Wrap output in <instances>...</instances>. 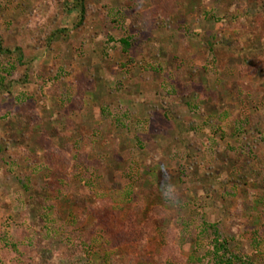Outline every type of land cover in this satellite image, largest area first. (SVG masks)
Masks as SVG:
<instances>
[{
  "label": "rangeland",
  "instance_id": "1",
  "mask_svg": "<svg viewBox=\"0 0 264 264\" xmlns=\"http://www.w3.org/2000/svg\"><path fill=\"white\" fill-rule=\"evenodd\" d=\"M83 3L0 0V264H264V0Z\"/></svg>",
  "mask_w": 264,
  "mask_h": 264
},
{
  "label": "trees",
  "instance_id": "2",
  "mask_svg": "<svg viewBox=\"0 0 264 264\" xmlns=\"http://www.w3.org/2000/svg\"><path fill=\"white\" fill-rule=\"evenodd\" d=\"M75 12H77V15L79 17L78 18V20H79L78 26H81L83 19L85 18V15H86V6L84 5L83 0H74V5L70 9V13H75ZM56 33L65 35V31H59V32L57 31ZM120 44L122 46V49L126 52L131 47V43L129 42V40H126V39L120 40ZM0 51L3 52V48L1 46V44H0ZM251 119H250V121H251ZM248 120H249L248 118H242L241 120L238 121V123L240 124L239 126L242 128V133L248 134L246 136V139L253 135V133H249L248 132L249 130H246V128H245L246 126L249 125ZM255 124H256V122L253 123V126H255ZM253 126H251V127H253ZM232 133H233L232 134L233 137H235V136H239V134L241 132H239L237 130V128L234 127L232 129ZM61 168H62V166H59L57 169L59 171H62ZM62 172H64V169ZM63 187L65 188L66 186H63ZM63 187H62V189H64ZM57 191H59V190H57ZM57 197H59V196H57ZM43 205L45 208L47 207V204H43ZM146 225H147L146 230L148 231L147 235H149V234L152 235L154 233L153 231L155 230V227L153 226V224H151L150 221H147ZM194 239H195L194 241H201L203 244L207 245V247H208V250L199 259L196 260V263L211 262L214 264H233V261L231 259L229 243L225 239H221V236L219 235V232L215 229L214 225L209 224L207 222H203L202 227L200 228L199 232L197 233V235L195 236ZM112 245H113V243L110 242V245L108 248L109 249L110 248L115 249V248L119 247V246H112ZM228 255L230 257H228ZM189 260H190V262H192L193 258L190 257Z\"/></svg>",
  "mask_w": 264,
  "mask_h": 264
},
{
  "label": "clouds",
  "instance_id": "3",
  "mask_svg": "<svg viewBox=\"0 0 264 264\" xmlns=\"http://www.w3.org/2000/svg\"><path fill=\"white\" fill-rule=\"evenodd\" d=\"M173 189L171 188V186H167L165 191H164V196L166 198H170L173 195Z\"/></svg>",
  "mask_w": 264,
  "mask_h": 264
}]
</instances>
